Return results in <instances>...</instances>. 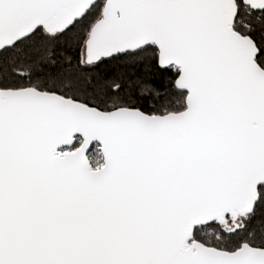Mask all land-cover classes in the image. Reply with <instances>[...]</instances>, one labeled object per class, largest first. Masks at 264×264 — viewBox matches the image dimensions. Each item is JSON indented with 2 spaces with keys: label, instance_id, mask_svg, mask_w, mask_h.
<instances>
[{
  "label": "water",
  "instance_id": "water-1",
  "mask_svg": "<svg viewBox=\"0 0 264 264\" xmlns=\"http://www.w3.org/2000/svg\"><path fill=\"white\" fill-rule=\"evenodd\" d=\"M96 1L0 0V51L38 28L68 29ZM237 10L235 0H104L84 61L155 46L159 67L178 69L179 112L0 88V264H264V248L193 239L197 226L251 213L264 183V68L233 27Z\"/></svg>",
  "mask_w": 264,
  "mask_h": 264
},
{
  "label": "trees",
  "instance_id": "trees-1",
  "mask_svg": "<svg viewBox=\"0 0 264 264\" xmlns=\"http://www.w3.org/2000/svg\"><path fill=\"white\" fill-rule=\"evenodd\" d=\"M235 1L238 10L233 27L253 39L259 50L256 61L264 68V10L254 11L241 0ZM103 4V0L94 2L80 19L60 33L48 34L38 28L0 51V88L34 87L104 111L129 107L163 115L183 110L186 93L174 86L178 69L160 68L153 45L91 64L84 61V44L91 26L100 18ZM80 142L77 138L72 149ZM257 192L252 212L237 215L243 218L240 227L227 230L224 222L214 221L195 227L193 239L226 251L243 243L264 248V183Z\"/></svg>",
  "mask_w": 264,
  "mask_h": 264
},
{
  "label": "rangeland",
  "instance_id": "rangeland-1",
  "mask_svg": "<svg viewBox=\"0 0 264 264\" xmlns=\"http://www.w3.org/2000/svg\"><path fill=\"white\" fill-rule=\"evenodd\" d=\"M104 2V0H103ZM96 147H94L93 151L88 155V158L90 160V163L92 165L93 168H98L102 165V156H101V153H100V148L98 145H96ZM98 155L101 156V160L98 159ZM99 156V158H100ZM242 221H243V218L240 217V216H226L225 217V220H224V228L227 229V230H233L237 227H240L241 224H242Z\"/></svg>",
  "mask_w": 264,
  "mask_h": 264
}]
</instances>
